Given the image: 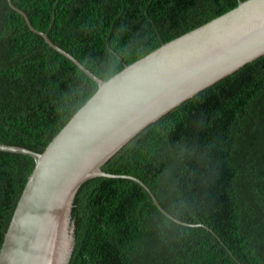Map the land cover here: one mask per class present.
I'll list each match as a JSON object with an SVG mask.
<instances>
[{"label": "trees", "instance_id": "1", "mask_svg": "<svg viewBox=\"0 0 264 264\" xmlns=\"http://www.w3.org/2000/svg\"><path fill=\"white\" fill-rule=\"evenodd\" d=\"M10 2L103 81L237 6V0ZM97 88L0 0V145L42 153ZM33 167L31 157L0 151V248ZM101 170L135 178L167 216L195 226L163 214L134 180L96 178L78 197L68 264H264V56L145 127Z\"/></svg>", "mask_w": 264, "mask_h": 264}, {"label": "water", "instance_id": "2", "mask_svg": "<svg viewBox=\"0 0 264 264\" xmlns=\"http://www.w3.org/2000/svg\"><path fill=\"white\" fill-rule=\"evenodd\" d=\"M7 2L31 31L98 85L42 153L0 145L1 152L34 161L4 234L0 264H68L83 185L120 177L138 182L149 193L135 178L106 174L101 167L145 127L264 55V0H237L234 9L123 65L106 81L35 30Z\"/></svg>", "mask_w": 264, "mask_h": 264}, {"label": "bare ground", "instance_id": "3", "mask_svg": "<svg viewBox=\"0 0 264 264\" xmlns=\"http://www.w3.org/2000/svg\"><path fill=\"white\" fill-rule=\"evenodd\" d=\"M33 152V151H32ZM148 189V191H149V193L151 194V196L153 197V199L156 201V203H157V206L166 214V212L161 208V206L158 204V202H157V200H156V198L154 197V195L152 194V192L150 191V189L149 188H147ZM159 209V210H160ZM161 211V212H162ZM167 215V214H166Z\"/></svg>", "mask_w": 264, "mask_h": 264}, {"label": "rangeland", "instance_id": "4", "mask_svg": "<svg viewBox=\"0 0 264 264\" xmlns=\"http://www.w3.org/2000/svg\"><path fill=\"white\" fill-rule=\"evenodd\" d=\"M264 56V55H263ZM262 57V56H261ZM236 72V71H235Z\"/></svg>", "mask_w": 264, "mask_h": 264}]
</instances>
